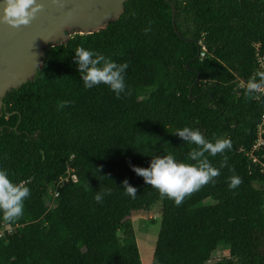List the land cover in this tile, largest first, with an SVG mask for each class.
Instances as JSON below:
<instances>
[{
	"label": "trees",
	"instance_id": "1",
	"mask_svg": "<svg viewBox=\"0 0 264 264\" xmlns=\"http://www.w3.org/2000/svg\"><path fill=\"white\" fill-rule=\"evenodd\" d=\"M77 47L128 64L119 99L83 86ZM261 67L264 0H127L104 30L49 46L42 69L2 99L0 169L31 195L18 221L0 214V264H140L130 217L157 204L151 264H207L219 248L221 264H264V152L248 158L264 96L246 90ZM184 127L232 147L205 153L220 175L176 206L132 166L167 154L194 163L196 145L175 135ZM67 169L75 182H60ZM234 175L243 182L231 189Z\"/></svg>",
	"mask_w": 264,
	"mask_h": 264
},
{
	"label": "clouds",
	"instance_id": "2",
	"mask_svg": "<svg viewBox=\"0 0 264 264\" xmlns=\"http://www.w3.org/2000/svg\"><path fill=\"white\" fill-rule=\"evenodd\" d=\"M42 9L43 5L38 0H4L0 8L2 12L0 22L13 28L27 26ZM145 31L147 32L148 29ZM74 53V63L81 74L85 88L103 84L108 86L118 99L122 93H125L127 63L117 64L103 54L84 47H77ZM246 90L249 95L264 93V71L257 72L246 82ZM68 103L71 102L62 101L58 108H63ZM175 135L183 141L196 145L188 153V158L194 163L180 162L172 154L159 155L152 157L148 167L132 166V171L142 177L147 185L155 188L161 197L171 199L176 206H180L187 198L214 182L220 175V170L212 166L205 153L211 156L222 154L231 149L232 142L229 138L209 141L199 129L190 127L178 130ZM225 166H227V157L220 165L221 168ZM242 182L239 176L234 175L230 177L229 187L235 189ZM122 186L128 196L136 197L137 189L127 180L122 182ZM30 195L31 191L26 186V182H14L10 179L7 169H0V214L5 221L15 222L23 216L24 202ZM94 198L100 202L103 195L97 193Z\"/></svg>",
	"mask_w": 264,
	"mask_h": 264
},
{
	"label": "water",
	"instance_id": "3",
	"mask_svg": "<svg viewBox=\"0 0 264 264\" xmlns=\"http://www.w3.org/2000/svg\"><path fill=\"white\" fill-rule=\"evenodd\" d=\"M126 1L38 0L43 9L29 25L13 28L0 22V111L6 92L26 84L42 69L44 51L49 46L64 44L73 35L104 30L118 20ZM3 4L0 0V8ZM170 14L173 31L180 37L174 27L172 5Z\"/></svg>",
	"mask_w": 264,
	"mask_h": 264
},
{
	"label": "rangeland",
	"instance_id": "4",
	"mask_svg": "<svg viewBox=\"0 0 264 264\" xmlns=\"http://www.w3.org/2000/svg\"><path fill=\"white\" fill-rule=\"evenodd\" d=\"M140 264H151L152 252L160 223L159 204L130 217ZM152 222V223H151ZM227 260V250L219 248L211 254L207 264H221Z\"/></svg>",
	"mask_w": 264,
	"mask_h": 264
},
{
	"label": "built area",
	"instance_id": "5",
	"mask_svg": "<svg viewBox=\"0 0 264 264\" xmlns=\"http://www.w3.org/2000/svg\"><path fill=\"white\" fill-rule=\"evenodd\" d=\"M204 48H200L199 57L202 58L204 56ZM264 69V67H261ZM264 96V93H255V98ZM264 133V112L260 117L259 123L256 126V139L252 146L251 152L248 154V158L251 159L252 163H256L257 159L252 155L253 152H257L259 149L264 152V140L262 139V135ZM264 165V164H263ZM72 172L71 169H67V176L60 179V182H67L69 179L71 182H75L76 178L73 175H69ZM69 175V176H68ZM10 232V229L7 227H3L2 231Z\"/></svg>",
	"mask_w": 264,
	"mask_h": 264
}]
</instances>
